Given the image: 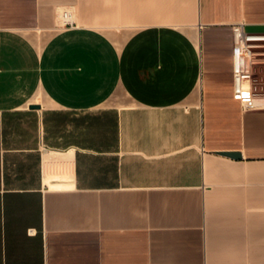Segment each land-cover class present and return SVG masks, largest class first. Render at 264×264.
Segmentation results:
<instances>
[{
  "label": "crops",
  "instance_id": "obj_1",
  "mask_svg": "<svg viewBox=\"0 0 264 264\" xmlns=\"http://www.w3.org/2000/svg\"><path fill=\"white\" fill-rule=\"evenodd\" d=\"M239 24L264 0H0V264H264Z\"/></svg>",
  "mask_w": 264,
  "mask_h": 264
},
{
  "label": "built area",
  "instance_id": "obj_2",
  "mask_svg": "<svg viewBox=\"0 0 264 264\" xmlns=\"http://www.w3.org/2000/svg\"><path fill=\"white\" fill-rule=\"evenodd\" d=\"M58 23L62 28L76 26L70 11H62ZM232 34L233 97L244 112L262 110L264 95L257 92L254 76L257 66L264 63V33H246L239 24L233 27ZM56 165L60 167V164Z\"/></svg>",
  "mask_w": 264,
  "mask_h": 264
},
{
  "label": "rangeland",
  "instance_id": "obj_3",
  "mask_svg": "<svg viewBox=\"0 0 264 264\" xmlns=\"http://www.w3.org/2000/svg\"><path fill=\"white\" fill-rule=\"evenodd\" d=\"M254 78L257 92L264 95V63L257 66Z\"/></svg>",
  "mask_w": 264,
  "mask_h": 264
},
{
  "label": "water",
  "instance_id": "obj_4",
  "mask_svg": "<svg viewBox=\"0 0 264 264\" xmlns=\"http://www.w3.org/2000/svg\"><path fill=\"white\" fill-rule=\"evenodd\" d=\"M33 108H37V107H33ZM232 156V155H231ZM233 156H239V155H233Z\"/></svg>",
  "mask_w": 264,
  "mask_h": 264
}]
</instances>
